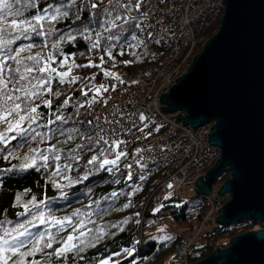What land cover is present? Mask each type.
<instances>
[{
    "label": "trees",
    "instance_id": "16d2710c",
    "mask_svg": "<svg viewBox=\"0 0 264 264\" xmlns=\"http://www.w3.org/2000/svg\"><path fill=\"white\" fill-rule=\"evenodd\" d=\"M145 1L140 10L133 9L130 16L140 17ZM94 2L99 3V9H91V4ZM36 4V8H29L23 17L17 19H31L36 14H43V9L50 4L54 7L70 5L67 9L69 15L53 22L51 26L47 21L41 22L43 28H38V31L48 33L50 27L54 26L56 31H53L51 35L37 36L30 33V39L19 41L18 44L33 45L31 49L21 54L22 57L36 54L40 56L52 55L56 60L52 66L57 67L58 70L63 69L59 67V64L66 56L68 61L74 58L77 65H87L91 62L94 66L79 67L80 73L75 76L78 78L76 83L65 82L60 84L54 80L51 86L53 94H45L43 97L45 100L50 99L52 101L51 108L45 107L41 100H36V103L40 105L38 112L43 114V118L39 120L40 125H45L49 120H54L55 115L53 113L56 115L63 113L64 118L68 120L67 124L62 125L64 129L68 130L64 135L53 134L52 130L60 126V122L57 121L56 124H50L47 128L32 126L37 128L38 132L46 133L47 139L43 142L40 137H37L35 140H29L25 143L18 137L17 140L9 143L8 147L13 150V156L9 160L0 158V170L10 168L13 165L19 168L25 163L24 157L26 155L29 157L36 155L38 164L42 165L43 161L39 160L38 152L48 148L50 144L62 151L59 161L50 159L48 166H40L39 170L32 168L27 171H13L12 173L0 171V220L12 221L6 225V227L11 228L20 222L32 219L33 225H27L30 232L35 234L48 230L56 235L57 240L61 241L72 231V228L65 225L64 231L58 232L52 223V217L63 219L65 216H71L74 224L83 222L82 230L87 235L82 239L91 241L94 246L80 245L84 251L68 253L66 259L63 257L57 259L53 256L49 260V258L37 254L35 259L41 260V264H101L106 259L109 264H168L177 244L180 242V237L167 230L161 232L159 227L164 222H169L180 227L195 228L205 212L204 199L194 195L190 197L168 195L165 199L161 198V191L158 187L168 177L171 170L162 165H157L147 180L134 186L126 181L125 172L109 173L105 170H97L93 165H88L87 161L93 155H99L101 148L108 147L102 141L99 145L95 143L99 136H104L110 143L123 141L116 151L105 152L108 159L115 158L116 152L124 151L127 148V138L106 137L100 125L89 123L91 116L93 113H98L99 109H102L105 104L112 100L110 97L112 93L127 84L124 77L121 76L122 73L135 74L143 68L158 64L159 59L169 52L170 43L162 38L153 51H148L145 33L136 29L135 33L139 40L143 41V44L133 48H128L127 45L123 48L117 46L112 49L114 59H109L105 54V48L110 43L115 42H109L106 39L101 40L100 48L91 49L92 42L97 39L95 33L102 32L103 29L90 23L93 19L91 12H97L108 7V0H103L102 3L99 0H75L74 5L72 0H36ZM77 15H79V19H76ZM219 20L220 17L215 21L216 25L213 30L210 28L206 30L207 33L209 30L212 31L208 38L215 33L214 31H217ZM135 22L132 21L131 23L134 25ZM85 26L92 30L90 40L85 39L80 34L84 31ZM124 27L128 28L129 25H124ZM113 31L119 32V29ZM130 33L131 29L125 35L128 36ZM68 35L75 37V39L68 40L66 38ZM107 35L108 33H105V36ZM62 36L64 39H60ZM57 42L60 43L59 51L52 47ZM204 42L198 44L199 48L196 50L198 53L201 51ZM130 43L135 45L137 41H130ZM133 52L136 55H132ZM101 56L104 57V62L101 61ZM126 61H131V63H124ZM95 65H99V67ZM105 71L115 73L123 83L113 77L105 76ZM101 85H104L108 90L97 94L95 87ZM89 89L92 90L89 91ZM82 90L88 92V95H82ZM54 93H59V95H54ZM94 97L95 99H93ZM65 99L69 100L68 105L59 107ZM73 129L79 131H73ZM81 134L83 137H91V141L82 138ZM10 135H15V133H10ZM69 135L73 137L70 141L67 140ZM80 144H92L93 150L89 151L87 148L79 150L77 145ZM17 145L21 146L17 147ZM30 149H37L38 151L34 153ZM69 150H74L80 157L78 163L65 158V154ZM46 154L50 157L52 155L50 152ZM65 163H70L72 168L54 175L57 167L62 168ZM85 175L88 176L87 179H83ZM226 178L227 174H224L219 177V181L221 182ZM114 192L116 193L115 196L112 195ZM17 195H21L19 203L16 201ZM151 195L153 199L149 201ZM33 198L34 203L39 205L38 209L33 207V203H29L33 201ZM160 198L163 201L158 203ZM25 204L32 211L21 216L20 213L25 212ZM125 204L129 206L125 208ZM77 210L78 215L72 216V213ZM40 211L44 213L47 223H41L34 215ZM156 221L159 223L155 224ZM254 223L260 224L259 222H240L229 226H216L205 236V242L194 248V252L190 254V262L195 264L204 259L216 247H227L232 237L251 231V226ZM97 236L102 238L96 241L95 237ZM162 236H171L172 239L162 241L160 239ZM60 246L59 243L54 244L53 249H46V251L52 252ZM128 250H132V256L128 255Z\"/></svg>",
    "mask_w": 264,
    "mask_h": 264
},
{
    "label": "water",
    "instance_id": "95a60500",
    "mask_svg": "<svg viewBox=\"0 0 264 264\" xmlns=\"http://www.w3.org/2000/svg\"><path fill=\"white\" fill-rule=\"evenodd\" d=\"M160 101L177 122L210 124L208 142L220 155L194 191L208 196L230 173L218 190L230 200L217 224H261L195 264H264V0H224L217 31Z\"/></svg>",
    "mask_w": 264,
    "mask_h": 264
},
{
    "label": "snow or ice",
    "instance_id": "6c2138e0",
    "mask_svg": "<svg viewBox=\"0 0 264 264\" xmlns=\"http://www.w3.org/2000/svg\"><path fill=\"white\" fill-rule=\"evenodd\" d=\"M100 3L103 0H99ZM144 0H108V7L103 8L97 12H91L93 19L90 21L91 24L95 25L97 28L103 29L102 32H96L97 39L91 44V49H98L101 47V40H107L110 43L108 47L105 48V54L109 59H114L112 54V49L117 46L123 48L127 45L128 48L139 47L143 44V41L139 40L135 30L139 29L141 32L145 31V28L141 27V23L145 18L146 14H141L140 17H132L130 13L133 9L139 11L142 7ZM72 4H75V0H72ZM36 0H0V158L4 160H9L13 156V150L8 147L11 141L17 140L19 137L25 143L29 140H35L37 137L41 138V141L47 139L46 133H40L37 131L38 127L47 128L50 124H56L57 121L60 122V126L57 129H53L54 135H64L66 129L62 127L63 124H67L68 120L64 118L63 113L55 115L54 120H49L47 124L40 125L39 120L43 118V114L38 112L40 107L36 103V100H41L45 107L51 108L52 101L50 99H43L45 94L52 93V83L56 80L58 83H76L77 77L72 76L70 79V74L72 67H93L91 62L87 65H72L68 66L66 71H60L57 67L52 65L56 63L55 57L52 55L40 56L36 55H26L22 57V53H25L33 47L32 44H18L22 39H30V33H34L37 36L51 35L53 31H56L54 26L50 27L48 33L43 31H38V28H43L42 21H47L49 25H53V22H57L62 18L68 17V8L70 5H59L53 6L48 5L43 9V14H36L31 17V19H17L23 17L24 13L29 8H36ZM91 9H99V3H92ZM51 10V11H49ZM11 18V19H10ZM79 19V15L76 16ZM136 21L133 25L131 22ZM124 25H129L125 28ZM119 29V32H114L113 30ZM130 35L126 36L125 33L129 32ZM87 33V35H85ZM105 33H108L105 36ZM85 39L92 38V30L87 26L84 27V31L80 33ZM68 40H74L75 37L68 35L66 37ZM64 39V37H60ZM130 41H137L135 45L130 43ZM123 42V43H122ZM159 43V40L156 41ZM15 46V47H14ZM52 47L56 48L57 51L60 49V43H54ZM123 54V53H121ZM132 55H136L135 52ZM101 61L104 62V57L101 56ZM11 62V63H10ZM124 63H131V61H126ZM68 64V57H64L60 61L59 67L63 68ZM99 67V65H95ZM105 76L113 77L119 80L121 83L123 81L118 75L112 72L105 71ZM94 78V77H93ZM92 89H89L91 91ZM108 89L101 85L100 87H95V92L99 94L101 91H107ZM54 95H59V93H54ZM82 95L87 96L88 92L82 90ZM95 99V97L93 98ZM69 100L65 99L63 104L59 107H64L68 105ZM82 106V105H81ZM140 120L144 121L145 116L140 115ZM91 123V121H89ZM27 124V127H25ZM36 125L37 128L32 126ZM73 131H79L78 129H73ZM10 133H15V135H10ZM91 141V137H83ZM73 137L69 135L67 140H72ZM104 145H108L107 148H101L99 155H93L88 161V165H93L97 170H105L109 173H113L114 169H118V162L121 157L125 156L126 153L123 151L116 152L115 158L108 159L105 156V152L112 153L116 151L123 143V141H112L109 142L104 136H99L96 140V144L99 145L100 142ZM67 142V141H66ZM21 145H17L19 147ZM79 150L87 148L89 151L93 150L92 144H80L77 145ZM32 152H37V149H30ZM61 149H57L55 145H49L48 148L44 150H39V160L43 161L40 165L37 162V156L33 155L31 157L25 156V163L17 168L13 165L10 168L0 170L6 173H12L13 171H27L32 168L39 170L40 166L47 167L48 161L51 159L53 161H59L61 159ZM52 153L51 157L46 153ZM6 153V154H5ZM65 158L79 162L80 157L75 153L74 150H69L65 154ZM130 167V166H129ZM72 168L70 163H65L63 167H57L55 174L61 171H68ZM90 174V173H89ZM88 176L85 175L83 179H87ZM131 174H129L128 179H131ZM143 179V177H140ZM78 182V181H76ZM171 187V185H169ZM113 196L116 193H112ZM21 200V195L16 196V201L19 203ZM33 203L34 208H39L38 204ZM129 205L125 204L124 207L127 208ZM25 212L20 213L21 216L27 215L32 209L28 208L25 204ZM159 211V209H157ZM34 215L40 220L41 223H47L44 213L42 211L35 213ZM78 210L72 213V216H77ZM53 225L57 228V231H64L65 225L70 226L72 231L61 240H57L56 235L52 232L45 230L43 232L32 233L28 230L27 225H33V220L29 219L24 222H20L13 227H6L7 224L12 223L10 220H0V264H41V260L35 259L37 254L43 257L49 258V260L55 256L57 259L67 258L68 253L81 252L84 248L80 245L89 244L94 246L91 241H86L82 239L87 234L83 231V222L79 224H74L71 216H65L63 219L51 218ZM91 231V230H89ZM161 232L164 229H160ZM78 233V234H77ZM101 236L95 237L98 241ZM162 241L171 240V236L160 237ZM59 243L61 246L54 249L52 252L46 251V249H53L54 244ZM128 255L132 256V250H128ZM32 258V259H29ZM101 264H109L106 259L101 262Z\"/></svg>",
    "mask_w": 264,
    "mask_h": 264
},
{
    "label": "built area",
    "instance_id": "2783aa9c",
    "mask_svg": "<svg viewBox=\"0 0 264 264\" xmlns=\"http://www.w3.org/2000/svg\"><path fill=\"white\" fill-rule=\"evenodd\" d=\"M223 8L224 0H148L143 13L146 16L142 21L147 49L153 50L156 41L163 38L170 43L171 48L165 55L170 57L164 60V65V62L150 65L131 77L137 79L135 82H140L143 78L148 80L150 77L152 78L151 84L149 83L150 90L157 87L159 79L155 78V74L158 73L156 70L159 71L162 67L161 73H163L165 66V75L169 76L177 66L179 68L184 64L185 53L195 49L206 30L219 17L221 18ZM219 10L222 12L218 13ZM176 79L170 85L173 86ZM124 80L126 81V78ZM137 84L127 83L115 91L113 100L99 109L98 113L92 114L91 122L94 125H100L103 134L108 138L122 139L130 136L134 129L139 130L133 135L136 134L134 139L142 145L141 152L136 154V147L130 146L131 140L127 141V152L123 158L125 162L123 167H120V170H126L128 174H131L134 182L141 179L140 177L145 178L151 168L160 163L174 171L164 181V192L178 193L184 187L195 186L200 173H205L213 164L212 161L217 160L220 155V150L208 142L210 125L193 128L183 124L182 121L177 122L178 112L167 114L161 111L162 104L159 99L162 94H156L154 97L151 93L148 97L147 91L144 92L142 86L134 87ZM168 88L169 86L165 90ZM124 93H129L127 95L129 100L125 99ZM141 114L145 116L144 121L140 120ZM171 115L175 117L170 118ZM136 160H138L137 164ZM218 190L219 185H215L213 193L205 197L206 209L209 211L207 219L213 220L212 225H216L215 218L220 206L230 199L229 194L220 195ZM203 228L204 226H199L198 232L196 228L198 238L192 233L189 234L188 246L185 245L186 247L181 249V255H189L194 243L202 241L203 232L199 230ZM181 243V245L185 244L182 240ZM184 259L177 255L173 264H185Z\"/></svg>",
    "mask_w": 264,
    "mask_h": 264
},
{
    "label": "rangeland",
    "instance_id": "374dc122",
    "mask_svg": "<svg viewBox=\"0 0 264 264\" xmlns=\"http://www.w3.org/2000/svg\"><path fill=\"white\" fill-rule=\"evenodd\" d=\"M147 1L148 0H146L145 1V5H144V8H143V10H142V12H141V14H143L144 13V10H145V7H146V4H147ZM141 14H140V16H141ZM215 25H216V23H214L211 27H210V29L211 30H213V28L215 27ZM211 30H209L208 31V33L206 32L205 34H204V36L203 37H201V40L199 41L200 43L199 44H201V43H203L204 42V40L205 39H207L208 38V36H210V34H212V31ZM214 32H216V31H214ZM209 39V38H208ZM207 39V40H208ZM206 40V41H207ZM205 43V42H204ZM204 45V44H203ZM203 45H202V47H203ZM198 48H199V45L197 44V46L195 47V49H193L192 51H188V52H186L185 53V55H184V57H185V63L184 64H182L179 68H178V66L176 67V69L173 71V73L171 74V75H169V76H167V75H165V73H166V69H165V66H164V72L163 73H161L162 71H163V69H162V67H161V69L158 71V70H156V72H158L157 74H155V78L158 80L159 79V84H158V86L156 87H154V88H152L151 90H150V84H151V82H152V78H148V80H145L144 78H143V80L142 81H140V82H135V81H137V79H134V77H131V76H133L134 74L132 73V74H130V73H128V74H126V73H122V75L121 76H123L124 77V79L126 78V81H127V83L128 84H132V83H138L137 85H135L134 87L135 88H139V87H143V90H144V92L145 91H147L146 93H147V95H148V97L150 96V94L152 93V94H154V97L156 96V94L157 95H159V93H160V95L163 93V92H168V89L169 88H171L172 87V85H170L176 78H178L179 76H180V73H181V75L183 74V73H185V71H186V69H187V67L191 64V62H192V60H193V58L198 54V52L196 51V50H198ZM153 49H154V47H153ZM202 49V48H201ZM170 56L168 55L167 57H162V58H160L159 59V61L157 62V63H162V62H164V60L166 61L168 58H169ZM188 62V63H187ZM165 64V62L163 63V65ZM72 65H77V63H76V61H75V59L73 58L72 60H70V61H68V64L67 65H65V67H63V69L62 70H60V71H66L67 70V67L68 66H72ZM184 65V66H183ZM183 66V67H182ZM80 73V70H79V67H76V66H73L72 67V71H71V74H70V77H69V79L72 77V76H77L78 74ZM136 74V73H135ZM150 83V84H149ZM167 86H169V88L167 89V90H165L166 89V87ZM126 96H125V99L126 100H129L128 98L129 97H127V95H129V93H124ZM123 94V95H124ZM114 95H115V92L114 93H112L111 95H110V97L112 98V100H113V98H114ZM145 98H147L146 96H145ZM154 99V98H153ZM152 99V100H153ZM151 100V101H152ZM160 100V99H159ZM153 102H155V100L153 101ZM160 103V101L158 102V104ZM162 104V103H161ZM160 105V104H159ZM163 105V104H162ZM173 122H174V120H173ZM158 124V123H157ZM139 130L138 129H134V131H132L131 133H130V136H125V135H123V136H125V138H127L126 139V142L127 141H129V140H131L130 141V143H132V144H130V146H135L136 147V154H138V153H140L141 152V149L140 148H142V145L141 144H139L138 143V141H136V139H134L135 138V135L136 134H134L133 135V133H137ZM148 143V142H147ZM146 143V144H147ZM145 151V150H144ZM143 151V152H144ZM137 157H139V159L141 158L140 156H137ZM143 158V157H142ZM138 159V160H139ZM138 160H136V164H137V162H138ZM217 160H213L212 162H213V164L210 166V167H212L213 165H214V163L216 162ZM123 162H125V160L123 159V161H120V165H119V167H123ZM128 164H129V162H128ZM135 164V165H136ZM130 165V164H129ZM209 167V168H210ZM208 168V169H209ZM174 173V171L173 170H170V172H169V175H168V178L170 177V175H172ZM207 173V171L205 172V173H200V176H204L205 174ZM198 176H199V174H198ZM230 177V173L229 174H227V178L225 179V180H227L228 178ZM166 180V179H165ZM164 180V181H165ZM225 180H223V181H221V183L223 184V182L225 181ZM164 181L162 182V184H160L159 185V189L160 190H163V188H165V183H164ZM216 185V183L213 185V187ZM220 188H221V186L219 187V190H220ZM180 192H178V193H176V191H174V192H161L160 193V197L161 198H163V199H165V197H167L168 195H176V194H180L181 196H192V195H194L195 194V191H194V189L193 188H187V189H183V190H179ZM154 193V192H153ZM156 196V195H155ZM152 197V195L150 196V199H149V201H151V199H153V198H151ZM160 198V199H161ZM158 200V203H161V201H163L162 199L161 200ZM230 199H228L226 202H224L220 207H222L224 204H226L228 201H229ZM148 201V200H147ZM153 202V201H152ZM147 203V202H146ZM207 212H209L207 209H206V211L204 212V215H203V217H202V219H201V221L195 226V228H190V227H180V226H176V225H174V224H171V223H169V222H164L163 224H161V226L159 227L160 229H164V230H167V231H170V232H174V234H177L179 237H180V240H182V242H184L185 244H183V245H181L180 243L176 246V248H175V250H174V255L175 256H172L171 257V259H170V261L168 262V263H171L172 261H174L175 260V257H177V255L178 256H181V257H184L185 259H184V262H185V264H191L189 261H190V256L189 255H181L180 254V251H181V249H183V248H185L186 246H188V244H187V241H188V238H189V234L190 233H192L195 237H197L198 236V227L199 226H204L205 228L204 229H200L199 231H202V232H209L212 228L211 227H208V226H212V223H214L213 222V220L212 221H210L209 219H207ZM210 221V222H209ZM157 222L158 221H156L155 222V224H157ZM234 224V223H233ZM196 227H197V232H196ZM261 228V225L260 224H256V223H254L252 226H251V230H258V229H260ZM197 233V234H196ZM196 234V235H195ZM198 238V237H197ZM190 239H192L191 237H190ZM203 240H204V238H203ZM186 245V246H185ZM178 246H179V248H178ZM217 248H219V247H216V249ZM176 252H178L177 254H176ZM187 260V261H186ZM184 264V263H183Z\"/></svg>",
    "mask_w": 264,
    "mask_h": 264
},
{
    "label": "bare ground",
    "instance_id": "6f19581e",
    "mask_svg": "<svg viewBox=\"0 0 264 264\" xmlns=\"http://www.w3.org/2000/svg\"><path fill=\"white\" fill-rule=\"evenodd\" d=\"M219 12L221 13V12H222V10H219V11H218V13H219ZM187 68H188V67H187ZM186 70H187V69H186ZM185 72H186V71H185ZM210 195H211V194H210ZM198 197H199V196H198ZM203 197H206V195H205V196H203ZM206 207H207V204L205 205V208H206Z\"/></svg>",
    "mask_w": 264,
    "mask_h": 264
}]
</instances>
